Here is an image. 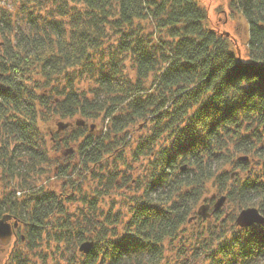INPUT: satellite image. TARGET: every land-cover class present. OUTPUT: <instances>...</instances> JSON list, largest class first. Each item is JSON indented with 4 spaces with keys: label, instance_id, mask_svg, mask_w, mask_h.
Masks as SVG:
<instances>
[{
    "label": "trees",
    "instance_id": "obj_1",
    "mask_svg": "<svg viewBox=\"0 0 264 264\" xmlns=\"http://www.w3.org/2000/svg\"><path fill=\"white\" fill-rule=\"evenodd\" d=\"M230 3L247 20V58L210 25L200 0L0 5V216L12 214L24 232L7 264H37L30 254L43 240L55 243L45 264L49 257L54 264H264V223L231 219L186 231L212 183L239 207L264 212V0ZM82 71L90 74L86 89L76 84ZM101 111L111 118V138L78 126L64 139L81 138L73 168L91 173L90 189L72 182L79 195L70 202L37 187V174L67 170L49 155L38 120ZM148 115L154 126L138 141L137 158L126 160L127 123ZM115 149L113 159L104 156ZM150 153L133 176V161ZM66 201L77 203L73 215ZM86 239L94 245L84 253L78 244Z\"/></svg>",
    "mask_w": 264,
    "mask_h": 264
},
{
    "label": "rangeland",
    "instance_id": "obj_2",
    "mask_svg": "<svg viewBox=\"0 0 264 264\" xmlns=\"http://www.w3.org/2000/svg\"><path fill=\"white\" fill-rule=\"evenodd\" d=\"M230 1L231 0H200V2L204 5L208 13L207 17L210 25L213 26L222 34L232 37L234 39L235 47L239 49L240 54L246 57L245 49H246V42L248 40L247 20L245 19V17L242 15V13L239 11L237 7L231 5ZM0 5L5 6L8 9L14 7L13 0H0ZM149 24L153 26L152 28L150 26L149 27L154 32L155 30L154 25L152 23ZM4 42L5 40L3 36L0 34V45H2ZM125 63H129L128 60H125L124 64ZM130 73L132 74L131 78L134 79L135 76L134 71L132 70ZM81 76L82 77H79L80 78L79 83L76 84H79L80 86H83V88H85L86 84H88L86 78L88 79V77H90V74L86 73L85 71H82ZM149 83H150V79L147 81L146 84ZM44 116H46L45 119L40 118L38 120V124L40 127V136L42 135V137L46 142L49 155L57 158L56 160H58V162L61 163L62 165H65V167H67V170H65L64 173H60L57 167L52 166V168L43 175L37 174L36 176L37 181L38 180L39 181L36 186L52 188L55 191L62 193L60 195L66 193L67 196H65V198L66 199L69 198L70 202H72L75 196L79 195V193H76L71 188L72 187L71 183L75 182V185L78 187V181H80L79 184H82L83 189L85 190L90 189V184L93 177L91 176V173L85 170V168L81 169L78 165H76V167L73 168L74 164L77 162V160H79L77 146H79V142L81 138H79V140L68 139L67 143H65L64 139L69 138L72 134L75 133V131L79 130L80 128H78V126H82L81 129L86 128L94 136L104 137L107 134L109 139L113 136L112 135L113 132L108 133L109 129L107 128V125L110 123L111 118H109L108 116H104V111H101L97 115L91 114L89 116L82 114L80 112L68 117L54 115L52 119H50L47 115ZM149 117L150 115L146 116L145 119L140 118L136 121L134 120L132 122L127 123L129 124L127 125L129 136L125 140L124 144H122L121 146L122 149L121 151L124 152L126 160L127 158L129 159V161L135 157L137 158L136 156L137 151H135L134 153L133 151L134 149L137 148L138 141L141 139L142 136L147 135L152 130V127L154 126V121L151 120ZM59 124H62L63 126L61 127L59 126ZM61 136L62 138H59ZM58 142H61V144L63 145L58 146ZM116 154H118V149H115L114 151H107L105 152L104 156L111 160L114 157H116ZM150 155L151 153L149 155L141 154L139 160L133 161L134 163L133 165L134 167H136L134 170L131 171L133 176L136 175L137 170H140L139 167L140 164H142L143 162L144 163L148 162ZM242 156H246V159L249 160V163H251V161L255 162V160L249 157L248 154L247 155L242 154ZM231 167L232 166L229 165L227 167L228 170L231 169ZM124 168L126 169L127 166H125ZM122 179L123 178H121L120 175L115 183L117 185H119V183L120 185L123 184L124 180ZM131 183H128L126 187H130ZM4 184H6V182L1 180V175H0V191H2ZM131 187H133V185ZM70 188L72 190H70ZM21 192H22L21 190H17V194H21ZM124 193L127 192L124 191ZM221 195H225L226 199L223 202V204L218 208L219 215L216 216V212L214 211L212 213V210L214 207V203ZM70 202L69 203L67 201L65 202L66 203L65 205L66 208L64 207L66 209L65 213L67 214V211H69L71 212L69 215H73V210L77 208L76 205L77 203L70 204ZM203 203L209 204V206L206 209V211L210 213L209 216L202 217L201 215H199V213H197L199 206L202 205ZM244 207H239V204L236 199L227 198L225 191L219 190L217 184L212 183L210 184L208 189L203 193L202 198L198 201L196 205V213L191 214L193 215V218L191 217V219H189V222H187L186 231L187 233L192 235L195 229L199 230L203 227L211 226L212 224L216 226H222V224L226 223L228 225L232 223L233 220L235 221L237 214ZM117 210L118 209H115L113 214L115 216L121 215L122 218L124 214L122 213L118 214V212H116ZM21 225L19 222L16 227H13L14 228L13 234L9 240L5 242H2L0 240V264H7V258L12 246L13 245L15 246V244L17 246L19 245V243H21V241L18 240L17 238L18 234L24 233L23 229H20ZM53 245L55 246L54 242L51 243L50 247H52ZM50 247L47 241L43 240L42 242H40L39 246L31 252L30 256L31 255L33 256V260H35L37 264H45L43 256L44 254L48 253ZM167 250L168 251L166 252V255L172 253L171 250H169V248H167ZM182 258H183L182 256L181 258L179 256L176 257L177 262H180ZM49 260L50 257L48 258V263L54 264V262H51ZM52 261H54V258L52 259ZM194 261L195 260H193L192 263L190 261V263L191 264L198 263L197 259L196 262Z\"/></svg>",
    "mask_w": 264,
    "mask_h": 264
},
{
    "label": "water",
    "instance_id": "obj_3",
    "mask_svg": "<svg viewBox=\"0 0 264 264\" xmlns=\"http://www.w3.org/2000/svg\"><path fill=\"white\" fill-rule=\"evenodd\" d=\"M238 56L240 58V51L238 49ZM256 62V61H254ZM59 126H63L62 124H59ZM243 158H246V156H242ZM185 165L182 166L184 168ZM226 196L221 195L217 201L214 203V209L219 208L223 202L225 201ZM209 206L208 203H203L198 208V213L202 216H209L210 213L206 211L207 207ZM13 219V221H11ZM235 222L239 226H245V225H251L254 223H264V212H262L258 207L254 205H249L244 208H242L239 213L236 216ZM19 223V220L15 218L10 213H5L0 216V240L2 242H5L9 240L13 234V227H16ZM94 245V240L92 239H86L82 241L78 248L80 251L86 253L91 250V248Z\"/></svg>",
    "mask_w": 264,
    "mask_h": 264
},
{
    "label": "bare ground",
    "instance_id": "obj_4",
    "mask_svg": "<svg viewBox=\"0 0 264 264\" xmlns=\"http://www.w3.org/2000/svg\"><path fill=\"white\" fill-rule=\"evenodd\" d=\"M217 209H218V208H217ZM217 209H214V207H213L212 213H213L214 211H216Z\"/></svg>",
    "mask_w": 264,
    "mask_h": 264
},
{
    "label": "flooded vegetation",
    "instance_id": "obj_5",
    "mask_svg": "<svg viewBox=\"0 0 264 264\" xmlns=\"http://www.w3.org/2000/svg\"><path fill=\"white\" fill-rule=\"evenodd\" d=\"M11 221H13V219H11Z\"/></svg>",
    "mask_w": 264,
    "mask_h": 264
}]
</instances>
